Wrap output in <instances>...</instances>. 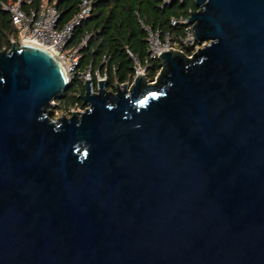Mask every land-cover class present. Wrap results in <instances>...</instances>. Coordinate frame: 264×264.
Listing matches in <instances>:
<instances>
[{"label": "water", "instance_id": "obj_1", "mask_svg": "<svg viewBox=\"0 0 264 264\" xmlns=\"http://www.w3.org/2000/svg\"><path fill=\"white\" fill-rule=\"evenodd\" d=\"M154 83L71 82L0 50V264H264V0H195Z\"/></svg>", "mask_w": 264, "mask_h": 264}, {"label": "trees", "instance_id": "obj_2", "mask_svg": "<svg viewBox=\"0 0 264 264\" xmlns=\"http://www.w3.org/2000/svg\"><path fill=\"white\" fill-rule=\"evenodd\" d=\"M0 0V50H10L12 39L18 40L19 30L14 25L9 12L1 6ZM54 4L60 11L59 27L67 23L77 12L82 0H35L37 7L42 2ZM95 6L90 17L77 27L73 34L71 45L78 44L85 31H90L92 37L88 46L83 50V57L79 64V71L88 65L93 70L104 71L107 68L108 85L133 82L135 76V62L128 50L142 65L147 66L149 81H155L161 70L158 59H151L147 52V33L141 21L146 26H152L162 32L171 31L182 35L185 24L172 25V17L183 16L187 19L192 11L198 10L195 0H95ZM188 55H193L188 52ZM107 56L108 64L104 67L103 57ZM85 91V85L79 78L71 82V88L65 93L62 100L48 112L51 118L57 112L55 109L63 108V113L68 116L72 109H87L88 105L80 99V94Z\"/></svg>", "mask_w": 264, "mask_h": 264}, {"label": "built area", "instance_id": "obj_3", "mask_svg": "<svg viewBox=\"0 0 264 264\" xmlns=\"http://www.w3.org/2000/svg\"><path fill=\"white\" fill-rule=\"evenodd\" d=\"M35 0H3L1 6L4 10L10 13L14 25L19 30L18 40L12 39V43L32 42L44 45L47 49L54 53V55L64 65L70 82L79 78L86 83V80H91L94 92H97V84L99 81L108 82L107 68L102 72L100 69L93 70L92 65H88L83 71H79V64L83 57V50L88 46L92 37L90 31H85L82 39L78 44L71 45L74 31L77 27L81 26L92 14L95 6V0H82L79 4L77 12L71 19L62 27H59L60 11L54 4H49L44 1L37 7L31 5ZM172 1V0H167ZM183 2L184 0H176ZM185 24V30L179 37V42L183 45L193 47L195 52L200 48L205 47L208 42L198 43L193 35L192 26L188 25L187 19L183 16L172 17L171 24L178 25ZM142 26L145 28L147 37V52L151 59H158L164 52L182 49L176 46L177 38L171 31L162 32L152 26H146L141 21ZM128 53L135 62V76L144 75L147 77V66L142 65L140 61L134 57L130 50ZM192 56V55H188ZM109 59L107 56L103 57L102 64L104 67L108 64ZM133 79V81H134ZM154 83L155 81H149ZM133 83V82H127ZM57 101H53V106ZM86 109H72L73 112H84Z\"/></svg>", "mask_w": 264, "mask_h": 264}, {"label": "rangeland", "instance_id": "obj_4", "mask_svg": "<svg viewBox=\"0 0 264 264\" xmlns=\"http://www.w3.org/2000/svg\"><path fill=\"white\" fill-rule=\"evenodd\" d=\"M32 7H35L34 6V4H32L31 5ZM179 37H180V35H178L177 36V44H176V46L178 47V48H180V49H182L183 50V52L185 53V54H187L188 52H192V54H194L195 53V49L193 48V47H189V46H187V45H183V44H181L180 42H179ZM188 55V54H187ZM148 78V77H147ZM157 78V77H156ZM84 85H85V83H83ZM71 88V87H70ZM107 89L108 90H110V91H116V89H117V83H115V84H113V85H108L107 86ZM63 99V98H62ZM62 99H58V100H62ZM55 110H57V112L55 113V115H53V117H55V119L56 118H58V117H60V116H62L64 113H63V108H60V109H55ZM68 114V116H71L69 113H67ZM53 119V118H52Z\"/></svg>", "mask_w": 264, "mask_h": 264}, {"label": "bare ground", "instance_id": "obj_5", "mask_svg": "<svg viewBox=\"0 0 264 264\" xmlns=\"http://www.w3.org/2000/svg\"><path fill=\"white\" fill-rule=\"evenodd\" d=\"M35 44H37V43H35ZM38 45H40V46H42V47H45L44 45H41V44H38ZM46 48V47H45Z\"/></svg>", "mask_w": 264, "mask_h": 264}]
</instances>
